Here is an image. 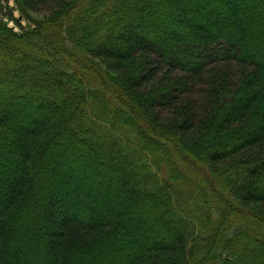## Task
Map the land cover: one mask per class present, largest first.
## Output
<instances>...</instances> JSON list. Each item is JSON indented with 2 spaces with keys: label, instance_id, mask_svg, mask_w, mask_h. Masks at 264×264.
I'll use <instances>...</instances> for the list:
<instances>
[{
  "label": "trees",
  "instance_id": "obj_1",
  "mask_svg": "<svg viewBox=\"0 0 264 264\" xmlns=\"http://www.w3.org/2000/svg\"><path fill=\"white\" fill-rule=\"evenodd\" d=\"M13 1L0 264H264V0Z\"/></svg>",
  "mask_w": 264,
  "mask_h": 264
},
{
  "label": "rangeland",
  "instance_id": "obj_2",
  "mask_svg": "<svg viewBox=\"0 0 264 264\" xmlns=\"http://www.w3.org/2000/svg\"><path fill=\"white\" fill-rule=\"evenodd\" d=\"M0 3L3 4V7L0 9V19L1 20L8 21L9 26L14 27L16 31H19V28L15 25V23L13 21L9 20V18H8L7 13L10 12V9L6 6H9V7L13 8V10H12L13 15L16 18H20V22L22 25L25 26L28 24V22L20 16L19 11L17 9H15V3L13 0H1ZM33 16L35 18H40L43 16V14L42 15L33 14Z\"/></svg>",
  "mask_w": 264,
  "mask_h": 264
}]
</instances>
